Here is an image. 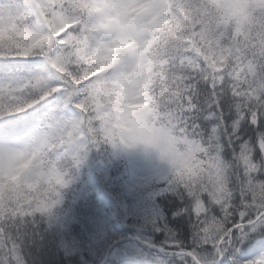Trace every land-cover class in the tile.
Wrapping results in <instances>:
<instances>
[{
	"label": "snow or ice",
	"instance_id": "6c2138e0",
	"mask_svg": "<svg viewBox=\"0 0 264 264\" xmlns=\"http://www.w3.org/2000/svg\"><path fill=\"white\" fill-rule=\"evenodd\" d=\"M201 2L169 0L170 14L184 18L181 6L194 10ZM146 3L148 0H34L32 7L47 29L43 34L27 26L20 14H0V58L44 55L61 81L41 90L38 100L23 107L0 105V116L24 112L63 91L67 101L76 99L82 123L94 141L110 143L101 126L108 119L116 122L110 112L115 106L112 100L120 107L141 104L142 91L153 98L159 93L162 100L170 99L171 126L189 149L177 145L174 152L159 153L171 169L166 187L182 197V204L174 207L187 213L195 233L193 245L184 249L188 264H264V255L255 256L264 252V39L217 26L216 35L204 37L201 43L202 26L196 21L180 48L153 61L160 32L148 21L159 10V0H153L148 14L123 12ZM249 3L252 11L264 13V0ZM90 7L108 12L104 24L94 29L103 37L89 35L82 22V13ZM112 49L116 58L101 70L96 55ZM29 85L40 87V82L29 81L25 86ZM17 91L0 87V97L15 100ZM39 152L0 148V177L6 179L7 167L27 158L29 167L15 183L24 188L36 183L32 167H42ZM222 154H231V159L223 160ZM70 179L66 171H60L55 196L40 209L35 207L38 201L34 197L25 202L11 192H0V246L7 249V264H27L20 257L16 235L20 224L37 214L51 216ZM173 246L180 248L178 243ZM249 256L253 258L247 259Z\"/></svg>",
	"mask_w": 264,
	"mask_h": 264
},
{
	"label": "trees",
	"instance_id": "16d2710c",
	"mask_svg": "<svg viewBox=\"0 0 264 264\" xmlns=\"http://www.w3.org/2000/svg\"><path fill=\"white\" fill-rule=\"evenodd\" d=\"M207 1L211 4L209 0H203V3L208 4ZM211 9L212 11L206 15L202 11L198 12L197 7L194 10H189L181 6L180 11L183 13L184 18H179L170 14L168 4L165 10L166 18L159 19L156 23L160 36L158 46L153 49V61H158L162 54L180 48L185 39L189 38L192 25L196 21L202 26L201 43H203L204 37L212 38L216 35L217 26L232 29L237 34L242 31L251 33L247 31L248 27L244 28L247 23L246 17L252 15L253 12L249 2L243 7L245 13L243 21L236 19L234 22L232 21L233 18L227 14L230 6H224L222 9L214 6ZM89 11L90 8L82 13V22L85 28L89 30V35L95 36L96 33L100 32L94 31V29H97L95 27L88 28ZM218 12L220 13L216 16ZM208 47L210 52L214 51L211 46ZM0 61V71L5 73L9 70L21 69L14 65L9 67V64L5 63L7 59ZM111 63L112 61L109 60L106 67L110 66ZM101 70H103V66ZM10 88L15 90L13 86ZM43 88L44 86L40 85L38 90L41 91ZM35 91L29 87L25 92H16V94L32 97L31 93H35ZM36 95H39V93L34 96ZM76 102L75 98L71 101L72 104ZM170 102V99H158V104L169 124H171V121L167 104ZM115 103V100L111 101L112 105H115ZM24 104L16 106L23 107ZM113 109L114 106L110 107L111 113ZM154 110L157 114L161 113L159 108ZM78 111L80 110L78 109ZM24 112L2 115L6 118V121L0 125V129H10L11 123H14L17 119V117L15 119L13 117ZM109 115V113H104V117H109ZM110 121L111 119H108L106 124L101 126V131L108 136L110 143L102 141L97 143L94 141L87 126L84 125L82 135L81 132L76 134L74 140L80 139L81 141L86 137L90 139L89 145H87L88 148L91 147L89 157L83 159L81 155H77L78 157L67 155L59 160L60 163H55V170L58 172L66 171L71 179L67 186L61 189L60 203L54 208L51 216L37 214L34 217L27 218L20 224L21 231L16 235L19 239L20 257L27 264H99L108 247L114 241L125 236L138 238L160 249L151 250L141 242L136 241L117 243L110 249L109 262H112L109 256L122 248L126 251L123 254L126 259L123 261L127 262L148 261L155 264H188L185 255L179 252H184L187 246L193 245L196 237L193 236L194 230L191 223H189L187 213L182 211L180 207H174V205L182 204V197L178 192L169 190L166 187L167 179L154 180L152 184L147 185L133 195H128L123 186L115 184V180L112 179L117 172L115 164L122 159L125 180L127 173L125 163L127 161L120 145L122 141L121 133L110 126ZM156 124L157 126L160 125V123ZM71 139L68 136L65 141ZM222 159L230 160L231 154L227 156L222 154ZM67 162H70L69 166ZM113 162L115 171L110 169V164ZM101 163L105 165L107 170L100 180L96 174V168H99ZM49 172L45 171L43 176L36 179V183L29 184L28 189L15 183L18 178H0V184H11L17 187L20 198H23L25 202H31L33 191L38 190L40 187H47L52 193L49 200L47 198L50 201L55 196L56 184L59 181L49 177L51 174ZM90 175L97 178V186L90 183ZM35 207L40 209L44 205L36 204ZM171 242L176 243L171 244ZM177 243L180 248L173 246ZM137 252L141 254H135ZM115 257L116 255L112 258ZM128 257L136 258V260H130ZM7 259V249L0 246V264H7Z\"/></svg>",
	"mask_w": 264,
	"mask_h": 264
},
{
	"label": "rangeland",
	"instance_id": "374dc122",
	"mask_svg": "<svg viewBox=\"0 0 264 264\" xmlns=\"http://www.w3.org/2000/svg\"><path fill=\"white\" fill-rule=\"evenodd\" d=\"M211 4L207 1L208 4H205L203 2L200 3V5L197 7L198 12L202 11L204 14L207 15V13L212 11V7L216 6L218 9H222L224 6H230V10H227V14L229 17L233 18L234 20H244V10L243 7L247 3V0H209ZM9 0H1L0 1V14H7L9 12L14 14H20L22 17L27 18L30 15L37 17L35 9L32 7V3L30 0H24L22 4H17L13 9L8 10V4ZM153 0H148V3H146L144 6L140 8H134V9H124L123 12H134L137 16L142 14H148L150 12V9L152 7ZM159 10L156 11L154 14L151 15L150 20L148 21L149 25H156L158 22V19H164L165 17V10L167 8L166 6V0H159ZM222 12L221 10H219ZM215 12V10H214ZM216 14V16L219 15V13ZM123 14V13H121ZM108 15V12H106L102 15L98 16L99 24L102 26L105 21V17ZM247 23L244 26V28L251 25L253 21V16L250 15L246 17ZM33 31L37 32L38 34H43L46 32V29L44 28L43 21H40V19L37 17V22L27 24ZM103 37V33L99 36ZM106 38V37H104ZM115 49H112L107 54H99L96 55V59L98 62L103 66V68L106 67L107 63L111 59H115ZM34 57H38L40 55H32ZM23 59L22 57H19ZM32 78L33 83L36 81L40 82V85L43 84L44 89L50 88V87H56L60 84V76L56 72H51L48 68V65L45 63L42 64L41 67H39L36 72L29 76H17L14 79H8L6 80L2 86L8 87L12 82L15 83V87L17 88V92H25L27 88L24 86L27 85V83ZM31 87V90L35 91V93H31L32 96L35 94L40 93L38 90L39 87L34 86H28V88ZM141 94L144 96V103L136 104V103H129L124 105L123 107L119 108V124L123 131L124 141L131 143H136L131 146H128L125 144V149L130 157V170H131V177L128 183L124 180V170L122 165V159L117 161L115 164V168L117 169V172L115 176L112 177L113 180H115V184H120L123 186L125 192L128 195H133L134 193L142 190L147 185H150L154 182V180H166L170 176V166L169 164L161 159L159 152H174L177 149V145L180 146V148L187 151L189 149V145L184 140L183 136L175 132L174 129L171 126V124L167 123V119H165V115L162 111V108L158 104V99L161 98L160 94L157 93V95L153 98L150 97L148 92L142 91ZM150 100V102H149ZM69 101L66 100L65 93H62L59 103L57 105V110L54 112V117L50 121V124L47 128V131H42L38 129V121H35L34 127L32 130L27 132L25 135H22L18 138H12L4 141H0V148H6V149H12L15 151L25 152V153H32L33 151L40 150L42 146H45L51 138L61 137L65 135H69V133H78L80 132L81 128H84L83 126V119H80V117L77 115L76 112H74L69 106ZM18 105V104H16ZM15 105V106H16ZM40 108V107H39ZM71 110H70V109ZM156 108H159L161 113L157 114V112L154 110ZM60 111V112H59ZM17 117L14 116L13 119ZM6 121L5 117L0 116V125H2ZM156 123H160V125L157 126ZM103 126L105 124H102ZM162 127V128H161ZM82 134V133H81ZM90 139L86 137L81 141V143L78 142H69L67 143L69 145V149L64 152L63 156H77L81 155L83 159H87L89 157L90 148H88L87 145H89ZM149 143L151 145H154V147H147L144 144ZM78 157V156H77ZM30 161H27V158H25L24 161H16L15 166H8L7 167V177H13L14 175H20L21 172H24L25 169L29 167ZM41 164V163H40ZM68 166L70 162H67ZM42 165V164H41ZM23 169V171H22ZM96 174L99 176V179L101 180L104 176L107 168L103 163L99 165V168H96ZM110 169L112 171H115L114 169V162L110 164ZM42 173V167L37 168L35 165L32 167V178L34 180L38 179L39 177L43 176ZM20 177V176H18ZM17 177V178H18ZM49 177L55 179V181H59V175L57 172H51ZM3 178V177H0ZM4 180V179H3ZM90 183L93 186H97L98 180L93 175L89 176ZM29 185L27 186L28 189ZM0 192H11L14 196L17 197L19 200H23V198H20V192L19 189L15 186H12L11 184H0ZM31 197H34L37 199L38 203L37 205H45V200H49L52 193L50 192V189L47 187H40L38 190L33 191ZM56 194V192H54ZM25 200V199H24ZM47 200V201H48ZM28 202V201H27ZM122 235V234H121ZM119 235V236H121ZM195 236V233L193 234ZM176 242H171V244H174ZM122 250V251H121ZM126 251L124 249L119 248L118 252L112 253L109 258L112 259V262H109V259H107V264H128L132 261H123ZM184 253V252H182ZM135 254H141L140 252H137ZM116 255L115 258H112ZM264 255V254H263ZM256 257H260V252L255 253ZM253 257L249 256L247 259L251 260ZM130 260H136V258H129ZM138 264V263H137Z\"/></svg>",
	"mask_w": 264,
	"mask_h": 264
},
{
	"label": "clouds",
	"instance_id": "9594fccd",
	"mask_svg": "<svg viewBox=\"0 0 264 264\" xmlns=\"http://www.w3.org/2000/svg\"><path fill=\"white\" fill-rule=\"evenodd\" d=\"M253 21L250 26H248L247 31H250L254 35H257L258 38L264 39V13H255L252 12ZM39 95L26 97L23 95H18L15 100H10L7 96L0 97V105H16L24 104L31 100H38Z\"/></svg>",
	"mask_w": 264,
	"mask_h": 264
},
{
	"label": "water",
	"instance_id": "95a60500",
	"mask_svg": "<svg viewBox=\"0 0 264 264\" xmlns=\"http://www.w3.org/2000/svg\"><path fill=\"white\" fill-rule=\"evenodd\" d=\"M129 239H132V238H125V239H123V240H120V241H125V240H129ZM151 247H153V246H151ZM156 249V248H155Z\"/></svg>",
	"mask_w": 264,
	"mask_h": 264
}]
</instances>
